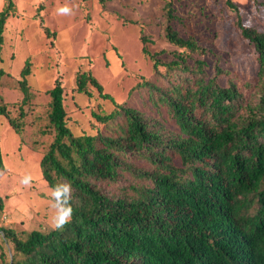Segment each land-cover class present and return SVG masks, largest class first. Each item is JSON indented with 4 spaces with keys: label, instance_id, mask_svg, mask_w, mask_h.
<instances>
[{
    "label": "trees",
    "instance_id": "16d2710c",
    "mask_svg": "<svg viewBox=\"0 0 264 264\" xmlns=\"http://www.w3.org/2000/svg\"><path fill=\"white\" fill-rule=\"evenodd\" d=\"M225 5L234 13L240 37L253 47L260 83L222 85L218 78L225 74L219 69L205 79L200 61L196 72L187 69L163 88L140 83L166 105L178 134L166 135L136 109L114 104L113 111L92 116L102 124L120 117L118 130L74 135L66 123L63 86L55 79L47 90L54 136L39 168L49 188L71 181L73 218L63 230L16 231L0 225L1 238L12 250L8 262L0 264H264V31L242 24L232 0ZM12 7L6 0L0 11V48ZM165 12L166 41L203 54L194 39L173 28L177 16L170 4ZM140 42L158 74L157 54L148 52L146 37ZM29 74L27 59L17 80L21 106L31 99ZM5 75L0 68V79ZM87 85L111 100L93 75L77 72L75 91L88 95ZM0 116L21 133L18 121L25 113L20 108L17 119L11 118L1 96ZM122 173L132 182L117 193L111 185ZM2 203L0 196V215Z\"/></svg>",
    "mask_w": 264,
    "mask_h": 264
},
{
    "label": "rangeland",
    "instance_id": "374dc122",
    "mask_svg": "<svg viewBox=\"0 0 264 264\" xmlns=\"http://www.w3.org/2000/svg\"><path fill=\"white\" fill-rule=\"evenodd\" d=\"M242 24L264 31V0H232ZM6 0H0V11ZM0 48V68L9 74L0 79L2 103L8 115L17 119L19 109L25 117L18 121L17 134L0 116V170L2 210L0 225L16 231L50 229L52 210L50 188L42 179L39 161L54 133L48 124L47 90L58 79L63 86L66 123L74 135L111 134L118 130L121 118L102 124L92 113L107 114L114 104H124L157 123L165 134H178L179 128L166 105L140 83L148 81L159 88L168 85L187 69L196 72L202 62L205 79L216 70L225 76L218 82L248 81L260 83L253 47L242 39L235 27V16L225 0H12ZM170 4L177 16L171 22L178 34L192 38L204 49L203 54L188 52L169 44L164 38L165 5ZM68 7V14L58 9ZM44 28L52 35L46 36ZM148 39L146 48L156 53L158 74L152 61L141 52L140 37ZM30 62L27 83L31 99L20 105L17 90L19 73ZM89 72L111 100L102 99L90 85L85 93L75 91L77 72ZM257 88H254V90ZM21 106V107H20ZM148 168L146 162H139ZM25 177L30 183L24 184ZM132 182L122 173L111 188L117 193ZM255 207V206H254ZM254 208L251 209L253 211ZM12 250L0 234V263L8 262Z\"/></svg>",
    "mask_w": 264,
    "mask_h": 264
},
{
    "label": "clouds",
    "instance_id": "9594fccd",
    "mask_svg": "<svg viewBox=\"0 0 264 264\" xmlns=\"http://www.w3.org/2000/svg\"><path fill=\"white\" fill-rule=\"evenodd\" d=\"M68 7L58 9L60 14H68ZM31 178L25 177L22 183L29 184ZM49 207L52 210L50 227L53 230H63L73 218V187L71 181L62 180L50 188Z\"/></svg>",
    "mask_w": 264,
    "mask_h": 264
},
{
    "label": "crops",
    "instance_id": "0c3cea01",
    "mask_svg": "<svg viewBox=\"0 0 264 264\" xmlns=\"http://www.w3.org/2000/svg\"><path fill=\"white\" fill-rule=\"evenodd\" d=\"M7 20V19H6Z\"/></svg>",
    "mask_w": 264,
    "mask_h": 264
}]
</instances>
